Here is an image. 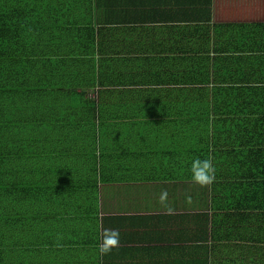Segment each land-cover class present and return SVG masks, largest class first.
<instances>
[{
    "label": "crops",
    "instance_id": "obj_1",
    "mask_svg": "<svg viewBox=\"0 0 264 264\" xmlns=\"http://www.w3.org/2000/svg\"><path fill=\"white\" fill-rule=\"evenodd\" d=\"M25 7L39 61L94 72L102 87L83 90L108 110L94 122L96 163L68 147L62 163L38 165L58 178L0 191V264H264V0ZM61 82L67 96L83 92ZM59 117L36 121L40 136L86 137L91 119ZM195 158L212 161V184L193 182ZM105 229L120 232L108 253Z\"/></svg>",
    "mask_w": 264,
    "mask_h": 264
},
{
    "label": "trees",
    "instance_id": "obj_2",
    "mask_svg": "<svg viewBox=\"0 0 264 264\" xmlns=\"http://www.w3.org/2000/svg\"><path fill=\"white\" fill-rule=\"evenodd\" d=\"M25 5H28V0H0V191L11 193L22 190L21 185H29L31 180L58 178L56 172L41 170L39 166L53 164L55 159L62 163L61 153L68 147L79 146L92 152L95 161L99 141L94 139V122L108 110L101 107V95L98 103H95L86 97L83 90L101 86L100 77H95L94 72L80 77L71 70H62L64 73L60 75L58 69L47 68L42 62L44 59L39 61L37 47L42 39L36 35L32 37L37 29L36 25L31 24L30 10ZM65 75L70 84H79L83 92L68 96L61 93L57 86L62 85L61 79ZM196 81L209 82L206 77L196 78ZM212 110L216 113L221 109L214 107ZM237 111L231 109L233 114ZM44 116L62 117H59V126L63 125L67 117L82 116L92 122L86 123L87 135L84 139H55L54 135L40 136L43 135V129L40 131L37 128L39 125L36 121ZM45 153L51 154L47 156ZM89 162L90 158L86 157L83 166L87 178L90 176L87 173ZM96 168L95 164V169L88 170L97 176L99 173ZM61 172L73 174L70 170Z\"/></svg>",
    "mask_w": 264,
    "mask_h": 264
},
{
    "label": "clouds",
    "instance_id": "obj_3",
    "mask_svg": "<svg viewBox=\"0 0 264 264\" xmlns=\"http://www.w3.org/2000/svg\"><path fill=\"white\" fill-rule=\"evenodd\" d=\"M190 172L193 182L199 184L201 187L212 184L215 179V169L210 159H193L191 162ZM167 195L166 191L161 193L160 200L162 203L166 202ZM119 243L120 232L116 229H105L103 233V246L101 251L103 253L111 252L114 248L118 247Z\"/></svg>",
    "mask_w": 264,
    "mask_h": 264
}]
</instances>
